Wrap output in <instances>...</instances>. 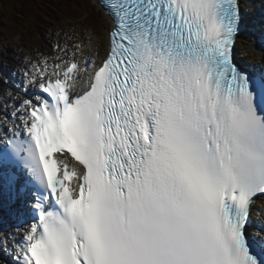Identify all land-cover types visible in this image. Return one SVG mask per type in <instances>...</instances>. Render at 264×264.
I'll use <instances>...</instances> for the list:
<instances>
[{"label":"snow or ice","instance_id":"snow-or-ice-1","mask_svg":"<svg viewBox=\"0 0 264 264\" xmlns=\"http://www.w3.org/2000/svg\"><path fill=\"white\" fill-rule=\"evenodd\" d=\"M100 2L106 56L31 77L0 148V201L31 217L15 264H264V65L236 57L242 0Z\"/></svg>","mask_w":264,"mask_h":264},{"label":"rangeland","instance_id":"rangeland-1","mask_svg":"<svg viewBox=\"0 0 264 264\" xmlns=\"http://www.w3.org/2000/svg\"><path fill=\"white\" fill-rule=\"evenodd\" d=\"M53 2L56 0H52ZM87 1L89 0H75L71 3L70 6L65 8L63 11H61V19L63 16H70L72 15L75 11L74 17H78L77 22H73V24H76L75 28H79L82 26L85 22H89L91 26L95 28V32L90 31L89 33L82 28V34L85 39L90 38L92 41V46L98 45V41L102 42L99 38L104 35L105 32V27H106V17L103 14V10H97L96 4L93 2L92 5H90V10L87 4ZM247 1V0H246ZM81 6L80 8H77V6ZM96 7V8H95ZM87 9L91 12L88 16H85V13L87 12ZM59 9L51 6L50 8L47 9V13L45 17H55L59 13ZM66 21V20H65ZM68 21V20H67ZM86 26V25H85ZM62 25H61V20L56 23V24H49L48 31L46 35H41L39 32L38 36H33V37H40V39H33L29 40L27 38H21V39H16L13 42H11L8 46H0V59L7 58L10 56V53L14 50L21 51L24 50L25 53L27 54L30 51L34 52L35 50H38V47H41L42 49H48V50H53L54 44L57 43L58 40H65L67 36V31L63 29L64 31L62 32ZM79 29V30H80ZM76 31V34L72 36V41H75L76 38L79 37L78 31ZM99 39V40H98ZM37 40V41H36ZM2 41V39H0ZM36 41V42H35ZM29 42H35L34 44H27ZM257 41H254L252 43H255ZM259 43V42H258ZM13 45V46H12ZM16 48V49H15ZM27 58H25L26 60ZM0 65H3V62H0ZM0 81H1V76H0Z\"/></svg>","mask_w":264,"mask_h":264},{"label":"bare ground","instance_id":"bare-ground-1","mask_svg":"<svg viewBox=\"0 0 264 264\" xmlns=\"http://www.w3.org/2000/svg\"><path fill=\"white\" fill-rule=\"evenodd\" d=\"M244 1H246V0H244ZM88 15H89V14H88V11H87V12L85 13V16H88ZM71 19H72V22H75V23H76L78 17H74V16H72ZM105 19H106V25L108 26V27H107V33H106V36H107V38H108V31H109V29H110V27H111V22L109 21L110 17H106ZM74 26L76 27V24H74ZM245 26H246V29H247L249 32H253L252 30H250V29L247 27L246 23H245ZM253 33H255V32H253ZM12 46H13V45H12ZM85 46H86V44H85ZM99 46H105L104 50H106L108 44L105 45V43H104L103 40H102V42H101V41L99 42ZM15 49H16V48H15ZM246 49H247V55H248V54L251 55L250 57H248L249 60H251V61H253V62H257V63H258V62H262V61L264 60V46H263L262 44H260V43H258V42L250 43V44L247 46ZM88 51H89V50H87L86 48L84 49V52H88ZM22 56H23V54L21 53V51L14 50L12 53H10V56L8 57L7 62L10 63V64L18 63V62L21 61ZM35 58H37V54H35ZM4 87H5V85H4ZM260 201H262V200H260Z\"/></svg>","mask_w":264,"mask_h":264},{"label":"trees","instance_id":"trees-1","mask_svg":"<svg viewBox=\"0 0 264 264\" xmlns=\"http://www.w3.org/2000/svg\"><path fill=\"white\" fill-rule=\"evenodd\" d=\"M48 0H0L1 5H7L9 8L27 7L32 12H36L39 3H44Z\"/></svg>","mask_w":264,"mask_h":264}]
</instances>
